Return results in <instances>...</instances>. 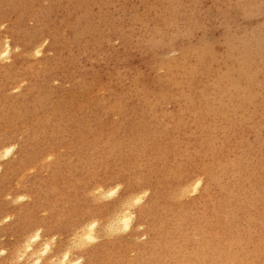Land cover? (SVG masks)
Masks as SVG:
<instances>
[{
    "label": "rangeland",
    "instance_id": "obj_1",
    "mask_svg": "<svg viewBox=\"0 0 264 264\" xmlns=\"http://www.w3.org/2000/svg\"><path fill=\"white\" fill-rule=\"evenodd\" d=\"M65 254L264 264V0H0V264Z\"/></svg>",
    "mask_w": 264,
    "mask_h": 264
},
{
    "label": "bare ground",
    "instance_id": "obj_2",
    "mask_svg": "<svg viewBox=\"0 0 264 264\" xmlns=\"http://www.w3.org/2000/svg\"><path fill=\"white\" fill-rule=\"evenodd\" d=\"M5 53H6V51H4L3 54H5ZM12 150H13L12 145L11 146L5 145L4 147H2V151H3V154L5 156H8L12 152ZM188 179H189V177H186V178L181 180L180 186L182 188L183 187L184 188H188L189 186H192L193 188L196 189L200 185L199 181H197V182L194 181L193 183L190 182V183H192V185H190V184H188ZM130 221H131V217L130 216H125L124 215L122 217L121 216L114 217L112 219V221H111V226L110 227L114 228V227L118 226L119 223H122V224H124L127 227L129 225ZM95 226H96L95 223H90L89 224L86 220L85 221H81L73 230L74 239H76L78 241H80V240H82L84 238L89 239V240L93 239V231L95 229ZM39 238H40V235L37 232L35 235L29 237V242H28V240H25L24 251L29 253V254H31V255L34 254L35 252H33V248H32V246L29 243H30V241L36 242L37 240H39ZM47 249H48V247H45L43 249V255H44V253L47 252ZM23 256L24 255H20L19 259L22 260L24 258ZM39 258L40 257H38L37 259L34 260V264H39L40 263L41 259H39ZM52 262H53V264L55 263L54 261H52ZM68 263H69V255L65 254L63 256V258L61 260L57 261L55 264H68Z\"/></svg>",
    "mask_w": 264,
    "mask_h": 264
}]
</instances>
